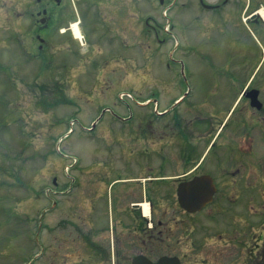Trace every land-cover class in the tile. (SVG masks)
I'll return each instance as SVG.
<instances>
[{
  "label": "rangeland",
  "instance_id": "rangeland-1",
  "mask_svg": "<svg viewBox=\"0 0 264 264\" xmlns=\"http://www.w3.org/2000/svg\"><path fill=\"white\" fill-rule=\"evenodd\" d=\"M86 1L77 2L76 22L82 21L91 45L77 43L76 54L88 61L75 60L68 71L55 61L41 63L34 56L38 41L30 33L27 47L20 46L14 38L24 32L19 20L0 28V62L10 58L9 69H0V264H46L48 232L40 231L42 220L47 224L63 213L85 217L87 200L97 228L117 218L123 186L108 185L116 175L102 183L106 169L123 165V178L135 177L139 159L147 163V156L135 152L161 150L158 141L152 142L163 134L159 120L150 142L135 140L142 136L138 122L148 128L150 113L148 105L137 102L155 94L163 109L187 87L192 101L201 99L206 86L230 84L217 70L227 69V75L236 70L248 78L258 67V76L264 74V33L241 16L248 2L252 11L264 0H205L223 5L217 12L198 0H120L126 23L108 30L94 16L102 9L95 6L89 14ZM4 37H12L10 44ZM49 47L47 58L65 53ZM115 114L134 119L120 123ZM95 122L94 131H88Z\"/></svg>",
  "mask_w": 264,
  "mask_h": 264
},
{
  "label": "flooded vegetation",
  "instance_id": "flooded-vegetation-1",
  "mask_svg": "<svg viewBox=\"0 0 264 264\" xmlns=\"http://www.w3.org/2000/svg\"><path fill=\"white\" fill-rule=\"evenodd\" d=\"M78 1L0 0V28L10 27L12 18L19 20L24 32L14 38L20 46L27 47L30 33L38 41L34 56L41 63L55 61L68 71L75 60L88 61L77 56L80 42L71 33ZM119 1L102 0L98 5L86 1L87 12L95 6L101 8L94 16L101 17L107 30L120 27V21L124 27ZM222 7L202 4L213 12ZM250 7L245 5L242 18L264 33L261 7L249 11ZM228 18L233 19L231 14ZM78 25L84 32L82 21ZM12 37L2 41L8 45ZM50 42L64 55L47 58L46 48L50 46L54 52ZM86 45H91L87 37L80 47ZM67 54L71 55L68 59ZM5 58L0 69L6 72L10 58ZM260 70L257 67L248 78L236 70L228 75L227 69L217 70L230 84L208 85L203 90L206 96L194 101L187 87L163 109L158 95L153 94L147 104L148 128L138 122L142 136L135 140L148 143L150 134L155 136L159 129L155 122L159 120L163 134L152 142L158 141L161 150L134 151L137 157L147 156L143 165L138 158L135 177L123 178V165L106 169L101 182L116 175L108 185L123 186L117 194L118 214L113 222L97 228L88 200L85 217L63 213L62 217L54 214L50 223L42 220L40 231L46 228L48 232L49 245L43 240L48 252L45 247L43 251L50 255L46 264H264V74L258 76ZM224 97L228 100L221 99ZM115 119L125 123L134 118L117 115ZM142 168L145 173H140ZM144 202H148V213L142 209ZM82 218L84 223L77 225L76 220Z\"/></svg>",
  "mask_w": 264,
  "mask_h": 264
},
{
  "label": "bare ground",
  "instance_id": "bare-ground-1",
  "mask_svg": "<svg viewBox=\"0 0 264 264\" xmlns=\"http://www.w3.org/2000/svg\"><path fill=\"white\" fill-rule=\"evenodd\" d=\"M259 14L262 16V18L264 19V9L259 11ZM73 30H74V34L76 37H82V32L79 30V26L77 24L73 25ZM145 208V213H148V207L147 205H144Z\"/></svg>",
  "mask_w": 264,
  "mask_h": 264
},
{
  "label": "water",
  "instance_id": "water-1",
  "mask_svg": "<svg viewBox=\"0 0 264 264\" xmlns=\"http://www.w3.org/2000/svg\"><path fill=\"white\" fill-rule=\"evenodd\" d=\"M181 193H183V192H182V189L179 190V195H181ZM182 195H183V194H182ZM183 204H184V203H183Z\"/></svg>",
  "mask_w": 264,
  "mask_h": 264
}]
</instances>
